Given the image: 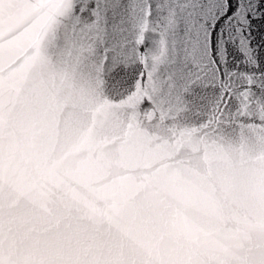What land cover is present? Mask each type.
Instances as JSON below:
<instances>
[{"label":"clouds","instance_id":"9594fccd","mask_svg":"<svg viewBox=\"0 0 264 264\" xmlns=\"http://www.w3.org/2000/svg\"><path fill=\"white\" fill-rule=\"evenodd\" d=\"M58 4L45 6L41 27ZM11 152L0 160V264H243L264 233V148L200 124L179 158L116 115L106 93L37 62L19 91ZM140 141V142H138Z\"/></svg>","mask_w":264,"mask_h":264},{"label":"snow or ice","instance_id":"6c2138e0","mask_svg":"<svg viewBox=\"0 0 264 264\" xmlns=\"http://www.w3.org/2000/svg\"><path fill=\"white\" fill-rule=\"evenodd\" d=\"M44 8L0 33V160L13 148L19 91L49 57L105 92L118 87L122 99L231 128L264 148V0H64L60 22L50 15L41 27ZM258 186L252 226L264 233V175ZM249 252L243 264H264V243Z\"/></svg>","mask_w":264,"mask_h":264},{"label":"water","instance_id":"95a60500","mask_svg":"<svg viewBox=\"0 0 264 264\" xmlns=\"http://www.w3.org/2000/svg\"><path fill=\"white\" fill-rule=\"evenodd\" d=\"M38 3L58 4L59 0H0V33L7 34L32 20ZM54 10L58 11V8ZM105 93L106 100L117 108L116 115L139 135L140 141L154 146L153 167L178 159L185 150L190 130L200 125L184 113L153 109L134 97L122 99L118 87ZM222 134L233 142H241L239 132L231 128Z\"/></svg>","mask_w":264,"mask_h":264}]
</instances>
